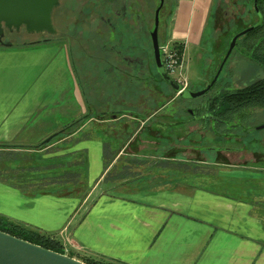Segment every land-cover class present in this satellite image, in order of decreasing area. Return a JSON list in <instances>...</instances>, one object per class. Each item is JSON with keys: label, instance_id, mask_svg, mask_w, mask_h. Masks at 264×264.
I'll return each instance as SVG.
<instances>
[{"label": "crops", "instance_id": "obj_1", "mask_svg": "<svg viewBox=\"0 0 264 264\" xmlns=\"http://www.w3.org/2000/svg\"><path fill=\"white\" fill-rule=\"evenodd\" d=\"M212 3L177 0L172 39L184 52L201 45ZM74 68L62 41L0 44V215L81 261L264 264V168L175 151L203 152L194 120L191 140L141 134L132 150V139L94 133L103 125L73 117L86 110Z\"/></svg>", "mask_w": 264, "mask_h": 264}, {"label": "flooded vegetation", "instance_id": "obj_2", "mask_svg": "<svg viewBox=\"0 0 264 264\" xmlns=\"http://www.w3.org/2000/svg\"><path fill=\"white\" fill-rule=\"evenodd\" d=\"M226 1L213 0L203 28L202 36L205 39L206 25L212 14L211 42L219 60L199 90L213 79L232 37L246 31L236 39L211 87L202 95L192 98L179 96L178 93L185 89H198L186 82L183 90L175 91L172 85L161 80L155 64L154 36L162 64L163 46L166 43L173 46L175 42L172 39V26L177 0H83L80 6L76 5L75 0H58L51 11L52 31L44 29L29 32L22 24L18 29L4 28L0 42L12 45L22 31L25 34L22 44L62 41L67 43L74 62L77 60L79 64L84 59H90L89 66H82V73L87 79L92 73V84H88L92 98L88 100L86 91H83L87 100L84 103L92 110V121L111 127V131L107 130L109 127H104L105 133L120 135L124 140L132 139L130 146L141 134L168 144L172 137H176L174 130L167 129L168 126L172 128L174 124L194 120L201 123L200 131L205 138L204 154L213 153L215 158L224 160L222 151L246 150V143H241L239 135L235 134L237 130L238 133L250 134L251 149L248 151L257 164H263L264 168V117L257 118L255 123L249 122L259 112L264 115V0H256V5L254 0L249 1L250 9L245 13L244 9H247L242 0ZM231 12H234L233 15L228 16ZM218 16L220 21H215ZM246 16L249 22L244 21ZM70 19L71 23H68ZM229 19L230 22H227ZM56 21L60 27L55 25ZM232 24L240 28L230 36L226 48L222 49L223 53L219 54L221 49H216L215 41L220 34L228 36ZM86 47L90 50H86ZM233 53V59H230ZM244 70H250V73L239 75ZM248 86L251 88L247 92L239 91ZM231 93L235 94L239 110L230 119L213 115L211 109L214 98ZM103 97L107 100L104 101ZM108 101L111 102V108L102 110V105ZM153 124L158 126L152 127ZM131 126L137 129L134 131ZM213 133L217 136H234L240 146H222L221 149L217 147L211 150L216 147H210L208 142Z\"/></svg>", "mask_w": 264, "mask_h": 264}, {"label": "water", "instance_id": "obj_3", "mask_svg": "<svg viewBox=\"0 0 264 264\" xmlns=\"http://www.w3.org/2000/svg\"><path fill=\"white\" fill-rule=\"evenodd\" d=\"M57 3L58 0H0V36L3 34L4 28L11 29L15 27L18 29L22 24L25 25L26 30L29 32H39L44 29L52 31L51 11ZM254 4L256 5V0H254ZM245 31L237 33L232 37L219 68L209 84L198 91L185 89L178 93V95L192 98L205 93L217 79L226 59L235 45L236 39ZM0 44L2 43L0 42ZM154 56L156 68L160 74L161 80L172 85L175 91L178 92L181 86L164 69L160 60L159 47L155 41V36ZM0 264L89 263L72 257L65 252L59 253L53 251L0 230Z\"/></svg>", "mask_w": 264, "mask_h": 264}, {"label": "rangeland", "instance_id": "obj_4", "mask_svg": "<svg viewBox=\"0 0 264 264\" xmlns=\"http://www.w3.org/2000/svg\"><path fill=\"white\" fill-rule=\"evenodd\" d=\"M228 1L229 0H227L226 2H228ZM242 1H243L244 6L247 9V10L244 9V13H245L246 11H249L248 9H250L251 3L249 1H251V0H242ZM75 2H76L77 6H80V3H82L83 0H75ZM238 9H239V7H238ZM235 10H236V8H235ZM233 13L234 12L229 13L228 16L233 15ZM210 17L211 18L209 19V22L206 25V30H205V36H204L205 37V41H204L205 43L202 42L201 43L202 46L201 45L195 46V45L189 44L187 46L185 52H184V49H183V54H182L183 66H182L181 72H182V76L184 78L183 80L185 82H188V83L190 82L193 85V88L194 89H198V90L200 88H202L204 83L208 80V78L210 77V74L212 73L213 69L215 68L216 62H218V60H219L218 56L216 57V50L212 48V42H211L212 38H213V37L211 38V34H212V18H213L212 14H211ZM215 19H216L215 21H220V17L219 16L216 17ZM254 19H255V17H253V20ZM228 21L230 22V19L227 20V22ZM244 21L245 22H249L250 20L246 16V19H244ZM68 23H71V19L68 20ZM57 24H58V22L55 25H57ZM57 26L60 27L59 24ZM239 28H240L239 25H233L232 24L231 27H230V32H229L228 36H226V34L223 33L222 35L220 34L217 37V40L215 41V44H216V49H218L219 51L221 49L219 54L223 53L222 49H223V47L226 48L225 46H226V43L229 40L230 36L233 35ZM226 37H227V39H225ZM21 38H22V40H20ZM24 38H25V34H24V32L21 31V34L19 35V39L15 40L12 43V45L13 44H17V45L22 44V42H24ZM31 40L32 39L30 38V41ZM65 44L67 46V43H65ZM4 45H11V44L10 43H6ZM87 49L90 50L89 47H86V50ZM73 50L75 51L74 48H73ZM233 55H234V53L231 55L230 59L233 57ZM73 59L74 58H72V62L75 65L77 60H76V62H74L75 60L73 61ZM90 61H91L90 59H84L83 61H80L79 64L76 63V66L74 68L75 72L77 74V78L79 80V85L82 88V97H83V91H86V95L88 96V100H90L92 98L91 97L92 91H89V88H88V84L89 83L92 84V76H91L92 73H89L88 79H87L86 76L82 73V66L83 65H88L89 66L90 63H91ZM248 73H250V70H249V72L244 70V73L240 72L239 75H244V74L248 75ZM80 75H81V77H80ZM172 76L177 80L178 76H176V75H172ZM67 85H68V82H67V80H65L64 81V86L67 87ZM103 100L104 101L107 100L106 97H103ZM105 106H106V108H105ZM109 108H111V102L110 101H108V103L104 102V104L102 105V110H108ZM83 113L84 112H81L80 114H75V116H73V117L80 118L83 115ZM66 117H72V116H66ZM263 117H264L263 113L259 112L258 114H256V117L253 116L249 122L255 123L257 118L261 119ZM117 125H119V124H117ZM104 127L107 128L109 126L106 127V126L103 125V127L95 126L93 128L91 126L92 129H95L97 131V132H94V133H97V134H102L99 129L104 128ZM110 128L111 127L107 128V130H109ZM131 128H134V131L137 129V127H135V126H131ZM193 128L195 129L196 126H194V125L188 126L187 130L188 129H193ZM109 131H111V130H109ZM260 134H257V135L259 136ZM248 138H250V134H249ZM197 140L198 139L196 138V142H197ZM136 144L137 143L134 142V144H132L130 147H128V149L132 150V149H137V148L139 149V148L143 147L141 144H139L137 146H136ZM143 144H144L145 148H149L151 145H154L153 142H147V141H145ZM172 145H173V143H172ZM184 145H179V144L176 145L174 143L175 151H177V152L180 151V153L182 155L192 156L195 159H199V160L202 159V158H205V154L203 152H198L195 149L191 150L190 146H187V145L184 146ZM173 150H174V148H173ZM224 161H225L226 164H230L231 166H249V167H254V166H258L259 167L260 166V167H263V164L262 165L261 164H257V162L255 161V158L250 154V152L248 150L236 151V152H234V151L233 152H224ZM187 178L190 179V176H187ZM69 254L72 255L74 253L70 252Z\"/></svg>", "mask_w": 264, "mask_h": 264}, {"label": "trees", "instance_id": "obj_5", "mask_svg": "<svg viewBox=\"0 0 264 264\" xmlns=\"http://www.w3.org/2000/svg\"><path fill=\"white\" fill-rule=\"evenodd\" d=\"M248 35L249 34H247V36ZM204 41L205 39L202 36L201 43ZM173 47L177 50L178 55L182 56L183 49H184L183 43L181 42L179 43L175 41L173 42ZM250 88L251 86H248L239 91L247 92ZM213 103L214 105L211 109V113L215 116H218L219 118L230 119L234 116V113H236L239 110L237 100L235 99V94H232V93L218 95L217 97L214 98ZM85 105H86V110L83 113V115L80 117L82 123L88 119H92V110L88 107L87 104ZM180 124L181 126L178 125L174 131L176 137L185 136L187 140H191L196 135V132H187L186 126L184 125V123H180ZM235 134L239 135L241 143L243 144L246 143L245 145L246 150H250L251 149L249 147L250 138H248L249 134L243 133V132L238 133L237 130ZM173 138L174 137H172V139ZM210 142H214V143L211 144ZM204 143H205V138H203L201 145H199V148H201L203 152H204L205 146L203 147L202 145H204ZM209 143H210L209 144L210 147L216 146V147H212L213 149L211 150L217 149V147L218 149H221L222 146L225 148H228V146H232L236 148L240 146L239 141L236 138L234 139V136H228V137L217 136L216 133H213V135L209 137ZM213 159H215V157H213ZM0 230L7 232L11 235H14L16 237L22 238L24 240L30 241L32 243L41 245L53 251H56L59 253L64 252V247L62 243L55 236L40 232L35 229L28 228L19 223H15L1 215H0ZM70 256L72 255L70 254ZM84 262H87L89 264H114L109 261H104L101 259H92V258H85Z\"/></svg>", "mask_w": 264, "mask_h": 264}, {"label": "built area", "instance_id": "obj_6", "mask_svg": "<svg viewBox=\"0 0 264 264\" xmlns=\"http://www.w3.org/2000/svg\"><path fill=\"white\" fill-rule=\"evenodd\" d=\"M163 65L168 74L178 76L177 81L181 84L180 90L186 86L182 76V56L178 55L177 50L170 43L163 46ZM67 253V250H64Z\"/></svg>", "mask_w": 264, "mask_h": 264}]
</instances>
